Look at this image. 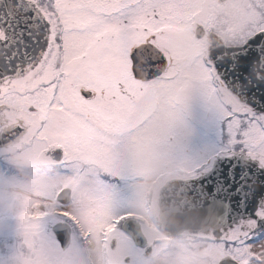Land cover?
<instances>
[{
  "label": "snow or ice",
  "instance_id": "6c2138e0",
  "mask_svg": "<svg viewBox=\"0 0 264 264\" xmlns=\"http://www.w3.org/2000/svg\"><path fill=\"white\" fill-rule=\"evenodd\" d=\"M224 2L0 0V146L88 156L122 178L137 146L187 154L200 129L206 148L185 167L206 203L230 205L226 264H251L246 245L264 238V0ZM197 99L210 111L194 115ZM97 191L79 222L111 231L121 193Z\"/></svg>",
  "mask_w": 264,
  "mask_h": 264
},
{
  "label": "flooded vegetation",
  "instance_id": "af4514ba",
  "mask_svg": "<svg viewBox=\"0 0 264 264\" xmlns=\"http://www.w3.org/2000/svg\"><path fill=\"white\" fill-rule=\"evenodd\" d=\"M191 111L197 115L210 109L197 99ZM207 142L197 129L187 154L137 146L129 157L134 171L122 178L107 175L88 156L64 161L25 141L0 146V264H226L238 259L219 238L226 223L186 229L177 236L156 225L159 188L171 179L192 178L185 165L203 154ZM103 185H115L121 193L111 231L79 222L78 209L94 200ZM246 247L255 258L251 264H264V238Z\"/></svg>",
  "mask_w": 264,
  "mask_h": 264
},
{
  "label": "water",
  "instance_id": "95a60500",
  "mask_svg": "<svg viewBox=\"0 0 264 264\" xmlns=\"http://www.w3.org/2000/svg\"><path fill=\"white\" fill-rule=\"evenodd\" d=\"M198 188L193 178L165 182L159 191L158 228L166 234L179 235L185 229H205L208 224L216 227L227 223L230 205L226 202L222 207H211L206 203L207 198L196 191Z\"/></svg>",
  "mask_w": 264,
  "mask_h": 264
},
{
  "label": "rangeland",
  "instance_id": "374dc122",
  "mask_svg": "<svg viewBox=\"0 0 264 264\" xmlns=\"http://www.w3.org/2000/svg\"><path fill=\"white\" fill-rule=\"evenodd\" d=\"M227 5L225 4V5H222L220 8L221 9H223V8H225ZM160 262V261H159Z\"/></svg>",
  "mask_w": 264,
  "mask_h": 264
},
{
  "label": "bare ground",
  "instance_id": "6f19581e",
  "mask_svg": "<svg viewBox=\"0 0 264 264\" xmlns=\"http://www.w3.org/2000/svg\"><path fill=\"white\" fill-rule=\"evenodd\" d=\"M44 208H48L49 207V204H46L45 206H43Z\"/></svg>",
  "mask_w": 264,
  "mask_h": 264
}]
</instances>
